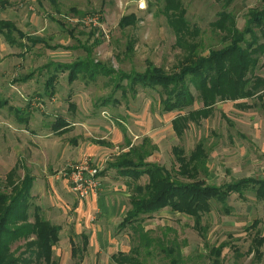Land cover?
<instances>
[{"label": "rangeland", "instance_id": "1", "mask_svg": "<svg viewBox=\"0 0 264 264\" xmlns=\"http://www.w3.org/2000/svg\"><path fill=\"white\" fill-rule=\"evenodd\" d=\"M182 2L191 25L201 30L195 37V41L200 43V54L207 55L211 49H220L232 42L234 36L227 33V29L222 31L213 24L222 11L235 15V26L244 33L243 40L255 42L253 36H257V44L264 43L259 29H255L254 34L245 33L248 11L253 7L263 8L264 0ZM164 4L165 0H0V19L11 21L25 34L42 41L33 44L15 32L18 43L10 45L0 34V193L9 196L8 202L26 197L30 223H34L39 214L62 225L63 231L60 241L54 246L53 255L59 264H116L112 255L119 251L131 252L136 241L130 228L119 230L117 227L123 219L121 217L115 221L113 232L116 234L110 243L90 244L88 241L87 248L72 256L73 247L82 249L85 240L77 233L76 224L79 220L84 224L101 223V215L87 209L88 212L84 211L79 216L71 205L83 199L72 189H66L62 182H54L58 191L55 196L50 192L52 184L43 178L35 181L29 193L27 188L22 189L21 183L27 173L24 165L39 175V167L30 162L48 161L61 152L60 142L66 137L48 136L54 132L52 124L58 117L93 124L92 135L100 132V126H111V120L119 125L118 120L128 118L129 129L141 134L136 140L138 145L132 148L147 147L153 152L147 161L170 168L177 166L174 146L184 148L189 154L196 144L203 142L209 152V175L213 174L211 179L205 176L209 183L237 182L243 177L264 179V100L244 99V105L240 107L244 114L240 118L234 119L231 114L219 111L207 120L203 119L200 125L191 122L184 134L178 137L172 126L175 113L163 110L158 89L138 84L132 91L130 79L121 78V72H144L148 62L171 73L184 58L186 52L176 45V35L162 13ZM77 11L85 13L82 19ZM132 13L136 14V24L120 27L121 17ZM89 17L92 20H88ZM59 21L64 22L66 28ZM226 26L232 25L228 22ZM68 30H73L75 37H71ZM96 39L100 43L93 45ZM132 40L135 45L130 52L128 45ZM243 40L241 45H244ZM83 46L90 47L91 54ZM257 56L259 63L247 77H264V53L259 52ZM88 57L109 68L110 74L99 75L95 81L87 82L81 78L70 82L69 70L59 71L54 67L56 64H74ZM53 74H56L54 92L47 94L46 82ZM117 83L122 87H117ZM191 90L197 96L198 92L192 85ZM114 100L118 102L114 103ZM73 102L74 109L70 107ZM199 107L201 103L197 99L193 108ZM229 108L225 106L226 112ZM74 136L69 135L72 143L73 140L78 142ZM124 146L128 145L121 143L120 148L111 145L104 159L95 160V163L101 164L104 172L113 171L111 164L115 158L127 152ZM16 166L11 177L10 171ZM116 173L119 172L116 170ZM11 180L19 182L18 189L12 190ZM146 181L145 176L140 179L141 183ZM243 191L241 196L238 192L231 194L226 203L229 213L225 211L227 206L214 202L213 210L203 219L207 229L205 236L198 233L192 217L170 209L148 218L144 228L157 233L166 226L171 228L173 231L168 236L170 239L176 237L181 244L185 264H211L210 249L222 242H227L222 254L223 264H264V259L258 262L256 255L248 252L257 230L264 235V200L257 198L251 184ZM58 198L70 207L65 204L60 211L52 210ZM43 203L47 209L37 210L36 206ZM15 208L18 209L16 204ZM256 218L261 220L260 224L247 230ZM21 224H9L7 227L15 229ZM84 224L83 227L86 226ZM29 240L33 239L22 237L12 241L11 254L20 259L32 258L35 264H42L37 261V249L32 253L28 248L26 242ZM96 247L101 253L98 256L95 255ZM156 254L159 253L154 254L153 260L148 259V263L166 264Z\"/></svg>", "mask_w": 264, "mask_h": 264}, {"label": "trees", "instance_id": "2", "mask_svg": "<svg viewBox=\"0 0 264 264\" xmlns=\"http://www.w3.org/2000/svg\"><path fill=\"white\" fill-rule=\"evenodd\" d=\"M162 13L176 35V45L186 52L184 58L178 62L176 70L171 73L164 67L148 62L144 72L131 74L121 72V78L130 79L129 87L132 91L138 84L142 87L158 89L163 110L167 113L178 112L172 121L178 137L184 134L191 122L199 124L202 118L209 117L217 102L264 98V77L256 75L247 77V74L257 67L259 63L257 54L264 53V43L257 44V36H253L255 42L243 40L244 33L235 26L234 14L222 11L220 18L213 22L217 29L222 31L227 29V33L234 36L232 42L220 49H211L207 55H203L199 53L200 43L195 41V37L201 33V30L191 25L182 0H165ZM77 14L82 19L85 13L77 11ZM247 14L249 17L246 20L245 33L254 34L255 29H259L264 37V7L250 8ZM136 19L134 13L124 15L119 25L122 28L135 25ZM228 22L232 26L227 27ZM59 23L65 27L64 22L59 21ZM68 31L71 37H75L73 30ZM15 32L21 39L27 38L33 44L42 42L38 37L34 38L25 34L11 21L0 19V34L10 45L18 43ZM241 40L244 45H241ZM97 43H100L99 39H96L93 45ZM134 45L135 41L132 40L128 45V51H133ZM83 47L91 54L90 47ZM54 67L59 71L69 70L70 82L78 78L95 81L99 75H108L111 72L109 68L101 63H95L90 57L74 64H56ZM55 78L56 74H53L47 79L49 94L54 92ZM191 85L197 90V96L192 92ZM117 87H122V84L117 83ZM197 99L202 104L198 109L193 108ZM117 102L118 100H114V103ZM68 124L67 121L58 117L53 124V129L57 131ZM152 153L144 146L140 149L131 148L119 154L111 164V167L119 172L118 174L130 179L128 181L132 191L128 200L130 208L118 228L119 230L130 228L134 235L132 238L136 241V246L131 249V252L119 251L112 256L116 264H149L148 259L153 260L155 253H159L156 254L157 258L165 261L166 264H185L181 244L176 237L170 239L168 236L169 232L173 231L171 228L166 226L160 233L144 228L148 218L154 217L164 209L192 217L198 233L205 236L204 231L207 229L203 219L213 210L214 202L226 207L232 193L238 192L241 196L244 193L243 188H248L250 184L257 198L264 200V179L243 177L237 182H227L222 185L207 182L205 176L209 173L207 164L209 152L203 142L196 144L189 154L184 148L174 146L176 168L147 161ZM16 168L17 166L10 171L11 177ZM103 173L104 171L100 174L103 175ZM144 176L147 177V181L141 183L140 179ZM11 181L12 190L18 189L19 182ZM21 184L24 187L22 189L27 188L29 193L33 186V177L27 172ZM8 198L7 194L0 193V264H35L32 258H16L10 252L12 241L22 237L33 239L26 244L32 253L35 252L34 249H37L35 253L38 262L59 264L53 255L54 246L60 241L62 227L42 218L39 214L34 223H30L28 204L24 200L26 197L20 200L12 199L10 202ZM15 204L18 209L15 208ZM36 207L37 210H41L39 206ZM225 211L229 213L230 208L227 206ZM19 223H22L19 228L7 227L9 224ZM259 224L260 220L257 219L246 229L255 228ZM84 239L82 249L73 247V256L77 254V251H83L88 247L87 235H84ZM226 246L227 242H222L210 249L211 264H223L222 254ZM263 246L264 235L257 230L248 252L254 253L258 262L264 259Z\"/></svg>", "mask_w": 264, "mask_h": 264}, {"label": "crops", "instance_id": "3", "mask_svg": "<svg viewBox=\"0 0 264 264\" xmlns=\"http://www.w3.org/2000/svg\"><path fill=\"white\" fill-rule=\"evenodd\" d=\"M60 71H68V70H60ZM69 75V73H68ZM69 78V77H68ZM80 79V78H78ZM78 79H75L73 82L77 81ZM89 82V81H87ZM48 94V92H47ZM258 100H264V98ZM243 100L239 101H221L217 102L213 106V111L209 117H211L214 114H217L219 111H222L223 113L231 114V116L235 119L238 118L237 116H240L244 114V111L240 108L242 106ZM244 104V103H243ZM202 106V104H201ZM225 106H229V110L226 112ZM73 109L76 107L75 103H71V106ZM201 108V107H199ZM250 108V107H249ZM198 109V108H197ZM230 112V113H229ZM167 113V112H166ZM168 113H175L176 117L178 114L177 111L174 112H168ZM207 118H202L200 123H202V120ZM63 119V118H62ZM126 119V120H125ZM172 119V121H173ZM65 120V119H63ZM108 120V119H107ZM67 121L69 124L67 126H63L60 130H57L54 132H51L48 136L52 137H66L65 139H62L60 144L62 145L61 152H59L58 156H53L48 161H39L36 162V160H32L30 163L31 165L35 167H39V175L37 173H34V171L30 168H27L24 165V168L27 169V172L33 177V186L35 184V181L38 180V178H43V180H47L52 184V187H50V192L52 194L58 195V191L54 187V182H59L64 184L66 189H71V185L66 177H63L57 173L62 171V169L65 166H68L71 163H78L82 160V158L85 155H90L94 157V160L100 161L104 159L106 155L107 150H111L112 147L120 148L119 145L121 143H125V145H128L127 147L124 146L125 151L130 150L135 144L136 140L139 139L141 134L139 132L136 133L131 131L129 129L128 118H124L122 120H118L119 125H116L115 122H112V125H108V127L100 126V132L98 134L92 135L90 132L92 130L93 124H87L82 121L78 120H72ZM196 124V125H200ZM54 124V123H53ZM52 124V126H53ZM173 126V123H172ZM138 128V127H137ZM65 131H62L64 130ZM174 130V128H173ZM130 131V132H129ZM175 132V130H174ZM70 134H75L74 138L78 139V142L73 143L70 142L71 138H69ZM176 134V132H175ZM176 136H178L176 134ZM138 145V144H136ZM121 150V149H120ZM121 154V153H120ZM209 161V160H208ZM155 162V161H154ZM248 163V162H247ZM209 167V162L207 163ZM164 165V164H163ZM113 171H105L103 175H101L100 180L102 182L101 187L98 192H94L88 196L84 201L80 200L77 201L75 205H71L72 209L75 210V212L82 216L84 211H87L90 209L91 213H99L101 215V223L97 224H91L88 222V224H84L81 220L76 224L77 233L81 234V236L87 235L88 241L91 243H107L112 240L113 236L116 234V232H113V228H116L117 219H120L121 217H125L128 209L130 208L129 205V197H130V185L128 181L130 180L128 177H124L120 174L116 173V169H112ZM115 171V172H114ZM210 172V169H209ZM210 179L213 177V174L207 175ZM227 183V182H225ZM216 184V183H215ZM224 184V183H223ZM222 185V184H217ZM32 186V188H33ZM45 189V188H44ZM32 190V189H31ZM72 191V190H71ZM41 192L43 193V190L41 188ZM46 192V191H45ZM47 193V192H46ZM40 195V194H39ZM45 195V194H44ZM40 199V196H39ZM78 200V199H77ZM67 202H64L63 199L58 198L56 201V206L52 207V210L54 211H60L64 208V205ZM42 210L47 209V206L43 203L42 205H37ZM66 206L69 208L70 205L66 204ZM88 209V210H87ZM163 211V210H162ZM160 213V212H159ZM178 213V212H175ZM99 215V216H100ZM47 219V218H46ZM256 218L255 220H257ZM49 220V219H48ZM123 220V219H122ZM121 220V221H122ZM254 220V221H255ZM260 220V219H258ZM50 221V220H49ZM120 221V222H121ZM253 221V222H254ZM119 222V223H120ZM252 222V224H253ZM261 222V220H260ZM53 223V222H52ZM57 225H62L60 223H54ZM86 225L83 227L82 225ZM119 225V224H118ZM117 225V227H118ZM86 231H85V230ZM108 229H112L109 230ZM63 229H61L60 234L62 233ZM74 236V234H73ZM88 242V245H89ZM100 249L96 247L95 249V255H100ZM71 255L73 256V249L71 252ZM114 255V254H113ZM112 255V256H113Z\"/></svg>", "mask_w": 264, "mask_h": 264}, {"label": "built area", "instance_id": "4", "mask_svg": "<svg viewBox=\"0 0 264 264\" xmlns=\"http://www.w3.org/2000/svg\"><path fill=\"white\" fill-rule=\"evenodd\" d=\"M88 20L92 18L89 17ZM102 169L103 166L95 163L91 156H84L80 162L66 166L58 174L69 180L71 189L80 199H86L90 194L99 191L102 184L100 180Z\"/></svg>", "mask_w": 264, "mask_h": 264}]
</instances>
